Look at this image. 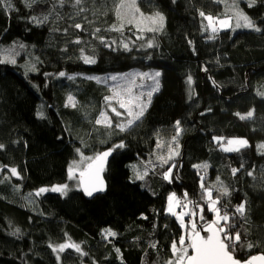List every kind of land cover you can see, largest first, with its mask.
I'll return each mask as SVG.
<instances>
[{
  "label": "trees",
  "instance_id": "1",
  "mask_svg": "<svg viewBox=\"0 0 264 264\" xmlns=\"http://www.w3.org/2000/svg\"><path fill=\"white\" fill-rule=\"evenodd\" d=\"M136 1L161 24L120 28L122 0H0V264H178L168 197L202 204L208 224L204 187L230 251L264 255V0H236L256 30L217 34L207 18L224 0ZM133 70L161 74L150 106L101 124L110 89L96 78ZM231 138L249 146L227 154ZM110 149L107 193L89 201L70 167Z\"/></svg>",
  "mask_w": 264,
  "mask_h": 264
},
{
  "label": "rangeland",
  "instance_id": "2",
  "mask_svg": "<svg viewBox=\"0 0 264 264\" xmlns=\"http://www.w3.org/2000/svg\"><path fill=\"white\" fill-rule=\"evenodd\" d=\"M222 3L224 4L223 14L219 17L207 18V26L211 34H217L221 31L230 29L233 32L257 29L240 8L239 2L236 0H224ZM118 16L122 21V25L119 26L120 28L132 26L138 33H144L162 22L160 15L141 11L136 0H122L118 5ZM141 71L133 70L126 73L110 74L96 78L110 89V96L108 98L109 107L99 121L101 124H111L115 117L122 122L120 123L121 128L129 127L131 123L145 114L155 93L159 89L161 74L155 70L148 72ZM70 104L74 105L75 102L71 99ZM246 116H253V112H250ZM161 146H164V144ZM169 146L171 150H169L164 157L157 154V161L163 160L170 155H176L175 153L180 146V138H174ZM248 146L249 141L246 138H231L221 145V150L230 154ZM259 151L264 154V143L259 145ZM99 158L100 157L95 158L81 154L70 167V183L80 187V176L86 174ZM166 178L170 179L171 173L167 174ZM255 179L258 185L264 189V167L255 175ZM70 187L72 186L67 184L63 187L47 188L40 192L59 193L67 196L71 191L68 190ZM214 187L218 190H223V188H220L215 182ZM64 188H66V190L63 192L62 189ZM204 190L205 203L214 216L213 223L221 225L224 219L218 207V200L213 197L211 189L204 187ZM192 202L194 203L193 200ZM192 202L180 199L175 193H171L167 200V214L175 218L183 228L180 244L175 243L174 245L175 257L178 261L186 259L188 255H190V246L194 235L192 230L194 213L203 206L201 204L199 205L200 207H196V205L191 204ZM203 217L205 218V214H203L202 220ZM207 219L205 221H207ZM225 219L228 220V217H225Z\"/></svg>",
  "mask_w": 264,
  "mask_h": 264
},
{
  "label": "water",
  "instance_id": "3",
  "mask_svg": "<svg viewBox=\"0 0 264 264\" xmlns=\"http://www.w3.org/2000/svg\"><path fill=\"white\" fill-rule=\"evenodd\" d=\"M114 150H106L92 165L91 169L79 178L80 192L87 200H93L105 195L108 184L105 171L114 157ZM193 238L190 246V255L179 261L178 264H264V255L252 256L248 260L238 259L224 241L221 227L215 223H202L203 209L194 213Z\"/></svg>",
  "mask_w": 264,
  "mask_h": 264
},
{
  "label": "bare ground",
  "instance_id": "4",
  "mask_svg": "<svg viewBox=\"0 0 264 264\" xmlns=\"http://www.w3.org/2000/svg\"><path fill=\"white\" fill-rule=\"evenodd\" d=\"M184 260V259H183ZM180 261H182V260H180Z\"/></svg>",
  "mask_w": 264,
  "mask_h": 264
}]
</instances>
